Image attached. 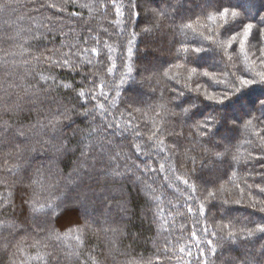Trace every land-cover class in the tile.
Instances as JSON below:
<instances>
[{"label":"trees","instance_id":"obj_1","mask_svg":"<svg viewBox=\"0 0 264 264\" xmlns=\"http://www.w3.org/2000/svg\"><path fill=\"white\" fill-rule=\"evenodd\" d=\"M43 2L45 0H0V97L10 93L11 95L7 96L10 102H19L25 107L24 113L13 115L3 112L0 106L2 120H9V122L22 120L25 125L35 123L37 112L32 111L28 117L27 109L32 108L33 105L32 98L24 95V89L37 81L43 83L41 76L47 78L51 74L55 75L59 81L75 83L77 88L81 86L82 73L50 68L49 63L43 62V57L41 62L33 59V56H39L41 53L44 56L52 55L56 49L68 50L66 47L61 48V42L66 38L56 30L59 25H56V29L52 32L42 26L49 24L45 17L54 15L55 12V10L40 8ZM51 2L62 3L63 0H51ZM212 2L216 3L218 0H212ZM219 2H222L225 7L240 12L242 17H255L250 21L254 24L260 17H264V0H219ZM78 3L98 6L100 0H78ZM103 3L106 7L93 13V18L90 20L91 32L77 23L78 19H89L87 8L69 4L67 11L60 14L67 17V14L71 12L80 13L79 18H71V25L80 31L81 42L87 40L86 47H96L101 51L99 59L103 64L97 66L98 76L108 82L105 92L108 93L109 98L105 101L101 97L99 102L106 106L111 104L116 98L114 88L119 85L120 94L115 106L110 108L109 120L115 119L117 123H121V127L124 126L122 121H131L132 125H140L145 139L151 131L160 129L163 132L161 138L165 139V143L170 147L173 141L178 139L179 142L172 152L154 157L151 162L155 167H158L159 163H165L166 169L169 166L175 168V175L187 179L190 185H195L196 191L193 193L180 180H174L173 183L179 191L165 186L163 191L166 195L162 203L157 206L149 199V195L144 193V184L138 183L135 186L128 184L125 189L126 196H117L109 202L98 201L95 209L89 208L90 213L94 212L89 223L97 229L98 234L89 233L88 248L81 257V264L87 261L88 250H94V254L102 264H148V261L152 264H188L189 260L191 264H202L203 258L200 262L197 261L196 257L199 253L197 248L192 246L194 244V239L191 237L192 231H196L199 235L205 225L211 230L213 225L229 222L238 229L244 225L251 226L264 215L248 206L250 199L264 200V195L255 188L249 189L245 185V181L250 185L260 181L257 173L262 170L264 160L250 158L249 155L251 154V157L262 155L261 150L255 146L258 138L248 136L247 138L252 139L254 143L246 144L244 143L246 133L243 127L236 129L231 127L232 120L242 125L243 119L250 118L246 116V113L261 117L259 100L264 99V86L252 85L249 89L242 90V93L231 96V99L223 106L204 98V89L210 93L214 92L217 96H222L226 91L231 95L232 90L230 84H214L211 79L201 73L208 71L217 75L218 78L230 80L231 78L224 71L225 68L236 71L227 63L226 58L222 59L223 53L215 45L203 40L190 30L181 31L182 24L193 23L197 32L209 34L207 28L213 25L201 15L207 8L208 0H134V3L139 5L137 8L131 7L130 0H103ZM250 3L251 7H249ZM207 10L212 11L211 8ZM153 11L157 13L166 11L167 15L163 17L153 15ZM197 21L199 24L196 23ZM260 26L264 27V25ZM105 29H107L106 32ZM145 29L150 31L146 32ZM63 31L68 32V27L65 26ZM97 36L100 44L94 40ZM129 40L133 41L130 45L132 48L130 57L127 52ZM105 43L114 49L111 56L116 68L111 75L106 73V67L111 65L107 60L108 49L103 47ZM185 47L189 49L188 53L182 51ZM196 47H204L207 50L193 53L191 50ZM255 51L254 48L249 49L250 62L255 61L253 71H264V66H261L258 61L259 53L252 55ZM238 52V46H236V52L229 50V54L234 58ZM242 59V57L236 59V63L241 67L244 66ZM128 66L132 69L130 73ZM193 67L197 69V73L189 79L188 69ZM84 72H89V68L85 67ZM240 74L237 72V75ZM122 76L124 82L120 84ZM197 84L200 85L199 92L194 91ZM90 86L88 81H84L85 90ZM190 89L193 90L190 91ZM58 91L61 96H64L65 90ZM181 92L184 93L183 96L180 95ZM87 106L91 107L92 104ZM184 108L191 110L187 116L183 113ZM219 108H223L224 111L217 112ZM80 111H83V108H80ZM210 116H217L221 120V123L213 127L215 141H219L218 144L208 142L206 137L199 138L194 135L193 125ZM189 117L192 118L189 119ZM224 120L228 123H223ZM96 122L99 123V117ZM87 124V120L77 117L76 122L65 131L70 135L72 129L77 126L86 131ZM260 128H264V125H258L257 130ZM170 132L183 133V135L179 137L167 135ZM80 135L81 133H78L76 139H79ZM127 135L131 138L130 132ZM197 140L199 143L195 142ZM56 142L58 141L54 143ZM31 146L37 151L26 154L25 158L20 160L22 169L19 180L4 171L7 166L16 163L14 158L6 155L14 149L0 146V180L7 176V184L0 183V194L6 198V203L7 198H10L15 206L14 209L12 207L0 209V264H44V261L29 259V257H35L37 254L46 256L53 252L51 246L32 247V237L43 238L46 231L35 228L28 208L22 204V200L30 198L33 191L38 193L41 202L48 198L56 200L65 194L67 192L66 177L74 166L72 161L80 155L77 152L75 156L64 157L54 153L50 146L37 143L35 140ZM225 146L230 149L229 153L223 159H217L215 153H223ZM233 155H239L241 158L242 163L238 169L233 164ZM164 156L168 157L167 162L162 158ZM246 159L248 163L244 164L243 161ZM37 169L42 173V184L33 185L32 180L37 178ZM233 171H237L235 177L232 176ZM167 174L170 177L173 175L171 172ZM163 176L164 173H160L156 177L154 187L158 189L157 195H159V185ZM14 182L15 187L9 188L8 185ZM145 182L152 181L146 179ZM105 183L106 181L102 180L96 186L97 190L99 191ZM221 189L224 190L222 194ZM240 189L244 190L243 197H241ZM208 191L217 192L218 198L210 202L205 200ZM187 196H191L192 199L185 201ZM121 198L128 200L126 213L118 212L115 207ZM223 199H228L229 203L224 204ZM237 199L241 200L240 204L233 203ZM169 200L177 207L174 208L172 204H169ZM201 202L205 203L206 217L197 213ZM106 204H111V215L108 217L107 224L104 223L105 216L109 212ZM188 205L193 208V213L187 212ZM160 209L162 211H159ZM177 209L183 215H178ZM158 211L159 214H157ZM11 223L20 224L21 228L12 231L8 227ZM65 223H67L66 220L57 224L53 219L46 227L63 232L66 231L62 227ZM101 227L115 228L118 231L105 233L99 231ZM24 229H27V232ZM26 236L27 239L18 250L16 244ZM5 241L8 243L6 249L2 246V242ZM260 243H264V240H256L254 244L244 240L235 244L221 241L217 245V253L214 256H208L209 264H250L253 260L256 264H260V261L264 259V255H261L259 251ZM180 247L190 248L192 257L189 258L180 253ZM202 247L207 253V247L203 245ZM113 248L110 254L109 250ZM165 248L168 249L167 253L164 251ZM67 251L63 246L57 247L56 255L59 259H50L49 264H76L75 259L65 258Z\"/></svg>","mask_w":264,"mask_h":264},{"label":"snow or ice","instance_id":"obj_2","mask_svg":"<svg viewBox=\"0 0 264 264\" xmlns=\"http://www.w3.org/2000/svg\"><path fill=\"white\" fill-rule=\"evenodd\" d=\"M130 2L132 8L139 7V5L134 3V0H130ZM69 4L88 9L89 19H78L77 23L82 28H87L89 32L92 31L90 20L93 18V13L99 12L100 9L106 7L103 0H100L98 6L89 3H78V0H63L62 3L45 0L39 7L55 10V12L54 15L45 17L49 24L42 26L47 28L49 32H52L56 29V25H59V28L56 30L66 38L61 42V48L66 47L68 50L61 51V49H56L52 55L44 56L41 53L39 56H33V59L41 62V57H43V62L49 63L50 68L68 69L71 72L82 73L83 80L81 86L77 88L75 83L59 81L55 75L50 74L47 78L41 76L43 83L37 81V83L31 85L29 88L24 89V95L32 98L31 103L33 107L27 109L28 117H30L32 111L37 112L35 123L25 125L22 120L9 122V120L0 119V146L14 149L6 155L16 160V163L7 166L4 171L8 175L15 176L17 180L21 178L22 165L20 160L24 159L26 154L37 151L35 147L31 146L33 140L37 143L50 146L54 153L64 157L75 156L77 152L80 154L77 159L72 161L74 166L66 177L65 187L67 192L65 194L56 200L48 198L44 202H41L38 193L33 191L30 198L22 200V204L28 208L35 228L46 231L43 238L37 239L34 236L32 237V247L43 245L45 248L50 246L53 248V252L46 256L37 254L35 257H29V259L44 261V264H49L50 259H59L56 255V248L59 246H63L68 250L65 254L66 259H75L76 264H81V257L84 255L85 249L88 248L89 233L98 234L97 229H94L91 223H89V219L94 216V212L90 213L89 208L95 209L97 202L100 200L109 202L116 199L117 196H126L125 189L128 184L134 186L138 183L144 184V193L149 195V199L154 201L157 206L162 203L163 197L166 195L165 191H163L165 186L179 191V188L173 183L174 180H180L193 193L196 191L195 185H190L187 179L175 175V168L169 166L166 169L165 163H159V166L155 167L151 162L154 157H160L163 153L172 152L175 145L179 142L178 139L174 140L172 147H170L165 143V139L161 138L163 132L160 129L151 131V134L147 135L145 139L140 125H132L131 121H122L124 126L121 127V123H117L115 119H108V116L111 115L110 108L115 106L116 99H118L120 94L119 85H116L114 88L116 98L112 100L111 104L106 106L104 103L99 102L101 97L105 101L109 98L108 93L105 92L108 82L98 76L99 68L97 66L103 64L99 59L101 51L96 47H86L87 40L81 42L80 31L71 25V18H79L80 13L71 12L67 14V17L60 15L67 11ZM251 6L250 3L249 7ZM207 8H211L212 11H208ZM207 8L201 15L205 16L206 20L210 21L213 25V27L207 28L208 35H205L204 32H197V28L194 27L193 23L182 24L181 31L190 30L194 34L199 35L203 40L215 45L223 53L222 59L226 58L227 63L236 69V71H229L227 67L225 68L224 71L231 78L230 80L218 78L217 75L208 71L201 73V75L211 79L214 84H230L231 95L227 91L222 96H217L214 92L210 93L207 89L203 91V96L207 101L223 106L226 101L231 99V96L242 93V90L249 89L252 85L264 86V71H253L255 61L250 62L249 57V49L254 48L256 51L252 55H256V52H258L259 64L264 66V27L260 26L264 25V17H260L259 21L254 24L250 21L255 19V17H242L240 12L225 7L219 0L216 3L208 0ZM117 11L119 12V9ZM153 15L163 17L167 15V12L161 11L157 13L153 11ZM196 23L199 24V21ZM65 26L68 27V32L63 31ZM104 31L106 32L107 29ZM145 31H150V29H145ZM133 36H135V33H133ZM94 40L97 44H100L98 36L94 37ZM254 41L255 43H253ZM132 43V40L128 41L129 47L127 52L129 57L132 55V48L130 47ZM236 46H238L239 52L234 58L233 55L229 54V50L236 52ZM103 47L108 49L107 60L111 66L106 67V73L111 75L116 68L111 56V52L114 49L106 43ZM206 50L204 47H196L191 51L193 53H201ZM182 51L188 53L189 49L185 47ZM240 57L243 58V67L236 63V59ZM85 67L89 68V72H84ZM92 69L95 70L93 71ZM131 71V66H128V72L130 73ZM237 72L241 74L237 75ZM196 73L197 69L195 67L188 69L189 79ZM165 75H168V73H165ZM246 76H250L251 78H245ZM97 80H99V83H97ZM84 81H88L91 85L87 90H85ZM123 82L124 77L122 76L120 84H123ZM60 89L65 90L64 96L59 94L58 90ZM194 91H200L199 84H197ZM53 93H56V95H53ZM9 95L11 94L6 93L5 97H0V106H2L3 112L12 113L13 115L24 113L25 107L19 102H10L7 99ZM180 95L183 96L184 93L181 92ZM94 101L96 103L93 104L92 102ZM89 104H92V106L88 107L87 105ZM259 105L261 117L246 113V116L250 118H242V125H238L235 120H232L231 127L233 129L243 127L246 133L244 140L246 144L254 143L252 139L247 138L248 136L258 138V143L255 146L261 150L262 155L257 157L249 155L250 158L264 160V135H262L264 128L257 130L258 125H264V119H262L264 118V99L259 100ZM80 108H83V111H80ZM190 111L189 108L183 109V113L186 116ZM216 111L223 112L224 109L219 108ZM121 116H123V113H121ZM77 117L88 121L86 125L87 130L85 131L77 126L72 129L70 135L67 134L65 129L74 124ZM97 117H99V123L96 122ZM191 118L189 117V119ZM254 121L257 123L254 124ZM218 123H221V120L217 116H210L204 121H198L193 125L195 129L194 135L199 138L206 137L208 142L218 144L219 141H215V134L213 133V127ZM223 123L227 124L228 121L224 120ZM129 132L131 133V138L127 135ZM78 133H81V135L79 139H76ZM167 135L179 137L183 133L170 132ZM44 137H47V139H44ZM55 141L58 142L54 143ZM195 142L199 143V140ZM229 151L230 149L225 146L223 153H215L216 158L223 159ZM162 158L167 162V156ZM232 161L237 169L242 163L239 155H233ZM243 163L247 164L248 160H244ZM5 164L7 165V161H5ZM261 169L257 173L260 181L251 185L245 181V185L249 189L255 188L260 194L264 195V165L261 166ZM168 172L173 173V175L170 177L167 174ZM160 173H164V176L159 185V195H157L158 189L154 185L156 184V177ZM236 175L237 171H233L232 176L235 177ZM42 179V173L37 169V178L32 180V184H42ZM146 179H151L152 182L146 183ZM102 180L106 181V183L98 191L96 186ZM0 183L7 184V176L3 180H0ZM8 187H15V182L8 185ZM223 191V189L220 190L221 194ZM240 193L241 197H243L244 190L240 189ZM217 198V192L208 191L205 200L210 202ZM191 199V196L185 197V201ZM5 201L6 198L0 194V209L7 207L15 208L10 198H7V203ZM168 203L172 204L174 208L177 207L171 200ZM223 203L228 204L229 200L223 199ZM233 203L240 204L241 200H234ZM127 204L128 200L121 198L117 201L115 207L118 212L126 213ZM106 206L109 207V212L106 214L104 221L107 224L108 217L111 215V204H106ZM248 206L264 214V200L250 199ZM159 211H162V209ZM159 211L157 214H159ZM187 212L193 213V208L190 205L187 206ZM197 213L200 216L206 217L204 202L198 205ZM177 214L183 215L178 209ZM53 219L57 224L66 220L67 223L62 225L66 231L62 232L55 228H47L46 226ZM8 227L12 231H15L17 228H21V225L11 223ZM24 231L27 232V229H24ZM99 231L116 233L118 230L101 227ZM191 237L194 239L192 246L196 247L199 253L196 257L197 261L200 262L201 258H203L202 264H209L208 256H214L217 253V245L221 241L235 244L244 240L254 244L256 240H264V215L261 216L259 221L253 222L251 226L244 225L238 229L231 222L213 225L211 230L209 226L205 225L199 235L196 231H192ZM26 239L27 236L16 244L18 250H20ZM202 245L207 247V253ZM2 246L6 249L8 243L6 241L2 242ZM113 250L114 248L110 249L109 253L111 254ZM164 251L167 253L168 249L165 248ZM259 251L261 255H264V243H260ZM179 252L189 258L192 257L190 248L180 247ZM85 264H102V262L94 254V250H88ZM148 264H152V262L148 261ZM188 264H191V260H189ZM250 264H256V262L253 260ZM260 264H264V259L260 261Z\"/></svg>","mask_w":264,"mask_h":264}]
</instances>
